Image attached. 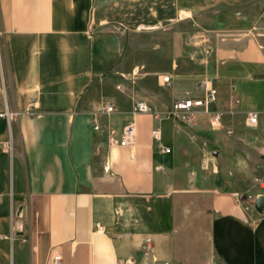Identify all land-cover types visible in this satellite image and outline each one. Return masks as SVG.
<instances>
[{
  "label": "crops",
  "instance_id": "obj_1",
  "mask_svg": "<svg viewBox=\"0 0 264 264\" xmlns=\"http://www.w3.org/2000/svg\"><path fill=\"white\" fill-rule=\"evenodd\" d=\"M170 26L177 45L125 59ZM205 81L208 112L166 118ZM3 113L0 264H264V0H0Z\"/></svg>",
  "mask_w": 264,
  "mask_h": 264
},
{
  "label": "built area",
  "instance_id": "obj_2",
  "mask_svg": "<svg viewBox=\"0 0 264 264\" xmlns=\"http://www.w3.org/2000/svg\"><path fill=\"white\" fill-rule=\"evenodd\" d=\"M163 82L165 85H170V77L166 76L163 78ZM199 88L204 92V97L200 99H179L176 100L169 114H167L166 118H176L181 114H188L196 109H204L207 112L209 111V107L216 101L217 91L209 86L208 82H201L199 84ZM102 112L107 114H112L115 112V107L110 104H105L101 109ZM140 114H150L155 117V119L159 120L162 116L153 110L151 107L144 103H137L132 109V115H140ZM0 118H5L7 120H12L14 118L13 115H8L6 113L0 114ZM212 119L214 123L219 122V116L217 114H213ZM247 124L249 127H257L258 126V115L256 113H249L247 117ZM153 138L159 139V132L153 131ZM137 139V127L134 121H129L122 132V135L119 139H116L115 136H111L109 143L111 146H120L132 148L134 147ZM166 152H170V150H165ZM141 251L145 258H151L152 255V242L151 240H146L141 246ZM51 264H63L62 257L60 255H53L51 258ZM164 264H172L171 262H165Z\"/></svg>",
  "mask_w": 264,
  "mask_h": 264
},
{
  "label": "rangeland",
  "instance_id": "obj_3",
  "mask_svg": "<svg viewBox=\"0 0 264 264\" xmlns=\"http://www.w3.org/2000/svg\"><path fill=\"white\" fill-rule=\"evenodd\" d=\"M192 29L193 26H186V31L188 32L190 28ZM177 29L174 26H170L168 28H161L154 30L152 32H138L133 34L126 39V54L125 59L128 57L135 61V63H141L145 61L148 52L146 48H161L163 44L166 45H177L178 44V36H177ZM190 38L186 37V42L190 43ZM192 43V42H191ZM124 60V59H123ZM170 61L173 60V56L169 58ZM161 63V62H160ZM263 166H256V168L260 169Z\"/></svg>",
  "mask_w": 264,
  "mask_h": 264
},
{
  "label": "water",
  "instance_id": "obj_4",
  "mask_svg": "<svg viewBox=\"0 0 264 264\" xmlns=\"http://www.w3.org/2000/svg\"><path fill=\"white\" fill-rule=\"evenodd\" d=\"M256 210L259 213L264 212V197L263 196L258 198L257 203H256Z\"/></svg>",
  "mask_w": 264,
  "mask_h": 264
}]
</instances>
